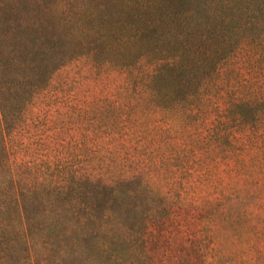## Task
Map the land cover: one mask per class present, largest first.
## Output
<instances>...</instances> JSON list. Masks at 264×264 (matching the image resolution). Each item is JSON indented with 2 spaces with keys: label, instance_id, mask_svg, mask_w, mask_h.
<instances>
[{
  "label": "rangeland",
  "instance_id": "374dc122",
  "mask_svg": "<svg viewBox=\"0 0 264 264\" xmlns=\"http://www.w3.org/2000/svg\"><path fill=\"white\" fill-rule=\"evenodd\" d=\"M93 12L104 16L95 20ZM113 13L116 18L105 19L106 25L118 23L115 31L123 34L127 13L122 0H0V68L10 72L7 81L31 70L30 61L69 56L74 45L78 48L77 58L52 74L50 86L31 96L36 97L24 121L16 124L17 144L25 148L20 160L35 161L40 169L51 161L55 175L69 170L70 178L80 168H94L105 177L143 172L157 191L149 194L134 179L120 187L119 196L93 197V221L120 230L109 233L107 251L99 244L93 250L95 241L86 238L61 264H263L264 123L244 130L233 117L228 123L223 119L236 92L264 86V75H259L264 59H227L215 76L217 84L190 100L193 89L179 87L182 75L176 76L179 85L163 83L152 96L142 87V74L135 68L131 77L122 65L146 54L158 56V51L138 39L130 55L114 54V36L98 25ZM96 26L108 53L94 54L93 60L80 54L98 36ZM78 28L86 35L83 51L69 39V34H80ZM175 102L181 105L171 108ZM225 130L236 139L229 154L217 142ZM24 171L35 173L23 166ZM74 203L66 208L76 210ZM30 206L34 212L45 207L38 200ZM243 208L250 213L247 225L262 226L261 237L246 235L238 223ZM144 237L146 249L140 246Z\"/></svg>",
  "mask_w": 264,
  "mask_h": 264
},
{
  "label": "trees",
  "instance_id": "16d2710c",
  "mask_svg": "<svg viewBox=\"0 0 264 264\" xmlns=\"http://www.w3.org/2000/svg\"><path fill=\"white\" fill-rule=\"evenodd\" d=\"M122 4L127 13L123 34L115 31L118 23L115 28L106 25V20L116 18L115 13L105 16L98 25L108 28L107 33L114 36L112 43L116 55L122 57L126 52L130 55L138 39L158 51V56L146 54L141 61L138 58L122 65L123 71L131 77L136 69L137 75L142 74V87L152 96L161 92L163 83L172 87L179 85L175 83L176 76L182 75L183 82L179 87L193 89L188 95L190 100L217 84L215 76L223 71L222 65L227 59L236 55L261 62L264 59V0H122ZM98 15L93 12L90 16H97L95 20L104 16ZM119 16H122L121 9ZM78 29L80 34H69V39L79 42L83 51L86 35L82 28ZM100 31L96 26L94 34L98 36L92 46H88V51L80 55L95 60L94 54L108 53L104 47L105 37L103 41ZM138 49L141 50V46L138 45ZM204 49L206 54L202 53ZM72 50L74 52L69 56H51V60L45 55V61L41 60L43 57L30 61L28 65L33 64L31 70L15 74L14 81H7L10 72L0 68V264H61L68 253L79 251L80 241L86 238L95 241L93 250H98L99 244L107 251L109 233H118L120 226L108 229L106 221L95 223L92 198L113 193L119 196L120 187L134 179H139L138 187L149 194L157 192L143 172L105 177L94 168L90 171L80 168L70 178L69 170L55 175L51 161L40 169L35 161L20 160V149L25 148L17 144L14 132L20 125L16 124L24 121L25 112L38 93L50 86L52 74L77 58L73 56L78 50L76 45ZM50 51L58 54L56 48ZM43 68L45 71L41 73ZM259 68L262 71L259 75L263 76L264 66ZM38 76L42 80L36 81ZM33 95L36 96L31 100ZM189 100L186 103H190ZM175 103L178 105L171 108L181 105ZM192 105L186 107L189 113L194 110ZM228 108L230 112L223 119L227 123L233 117L244 130L249 129L251 123L263 124L264 86L249 85L248 90H239ZM248 114L252 115L251 121H248ZM222 137H225L224 147ZM234 140L232 130L223 131L217 138L226 154L236 149ZM23 166L35 173L20 172ZM36 200L45 205L39 212H34L30 206ZM73 201L72 207L76 210L67 209ZM55 204L58 205L56 208ZM249 215L243 208L238 213V223L245 228L246 235L261 237V225L246 224ZM140 242L146 249L145 237Z\"/></svg>",
  "mask_w": 264,
  "mask_h": 264
}]
</instances>
